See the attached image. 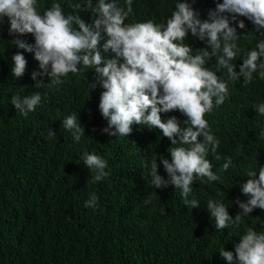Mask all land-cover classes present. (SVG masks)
<instances>
[{
	"label": "clouds",
	"instance_id": "1",
	"mask_svg": "<svg viewBox=\"0 0 264 264\" xmlns=\"http://www.w3.org/2000/svg\"><path fill=\"white\" fill-rule=\"evenodd\" d=\"M193 3L175 0L163 22H134L129 18L134 0H75L69 11L61 0L45 6L42 0H0V27L8 24L5 45H12L7 65L11 78L22 77L30 62L34 88L41 87L43 78L55 87L75 74L84 98L106 121L102 134L127 137L134 133L133 125L159 129L171 146L168 157L160 155V166L156 157L146 164L151 189L171 185L180 190L186 207L198 208L200 200L192 195L194 182L224 180L233 161L246 164L248 170L239 185L245 197H240L238 188L223 196L230 206H238L235 216L229 214L223 197L205 203L215 230L220 231L238 228L256 208L264 210V99L251 104L240 96L229 98L232 82L256 93L255 78L264 79V0H217L206 18H201ZM78 11L89 12L91 22ZM240 17L251 22L249 32L259 36L255 44L251 39L244 48L239 41L248 39L249 32L238 34V29L246 27ZM189 35L206 46L194 48ZM241 56L242 63L236 60ZM43 98L41 92L29 91L12 95L10 104L16 114L27 116ZM172 111L186 119L182 123L175 115L162 119L161 114ZM62 124L73 142L85 137L77 113L65 116ZM210 124L218 133L236 134L233 150L218 151L220 140ZM54 134L49 129V137ZM136 137L134 133L132 140ZM139 142L148 148L144 139ZM81 160L92 172L87 182H102L111 173L100 155L84 152ZM97 202L92 193L84 207L94 208ZM143 203L150 205L151 196ZM160 211L166 213L164 207ZM214 252L227 264H264V231L250 227L234 250H226L223 243Z\"/></svg>",
	"mask_w": 264,
	"mask_h": 264
},
{
	"label": "trees",
	"instance_id": "2",
	"mask_svg": "<svg viewBox=\"0 0 264 264\" xmlns=\"http://www.w3.org/2000/svg\"><path fill=\"white\" fill-rule=\"evenodd\" d=\"M74 2L61 0L66 11ZM159 2L134 0L130 20L165 21L175 0ZM216 2L194 0L193 7L201 18H206ZM42 3L45 6L51 0ZM78 14L91 22L89 12ZM240 18L246 27L238 29V34L253 31L251 22ZM7 29V23L0 27V264H227L214 252L218 247L224 243L226 250H234L240 235L250 227L264 231V210L259 208L238 228L220 231L215 230L206 208L207 200L232 195L236 188L240 197H245L239 185L248 170L246 164L233 161L224 180L194 182L192 195L200 200L198 208L186 207L180 190L171 185L163 190L151 189L146 164L156 157L160 166V155L169 156L170 141L160 135L159 129L136 125L134 140V133L127 137L102 134L100 129L106 121L84 98L75 74H69L64 83L55 87L43 78L41 87L34 88L30 78L34 66L30 62L22 77L11 78L7 65L12 45H5ZM246 35L248 39L239 41L242 48L251 39L255 44L259 37L258 33ZM188 42L194 48L206 46L191 35ZM236 60L242 63V56ZM258 80H254L256 93L232 82L229 98L236 100L240 96L251 104L259 103L264 99V79ZM29 91L41 92V104L27 116L16 114L10 97ZM73 112L85 126L86 135L80 142H73L62 124V119ZM161 115L162 119L175 115L181 123L186 119L179 111ZM210 126L220 140L218 151L233 150L236 134L218 133L214 124ZM49 129L55 132L51 137ZM142 139L147 149L139 142ZM84 152L108 161L111 173L104 181L87 182L92 172L82 163ZM246 157L251 160L252 154ZM211 161L214 165V155ZM162 176L167 178V174ZM92 193L98 202L94 208H86L84 201ZM149 196L152 203L145 205L143 201ZM223 198L229 205V214L235 216L238 206H230L228 197ZM256 217L259 219L255 223Z\"/></svg>",
	"mask_w": 264,
	"mask_h": 264
}]
</instances>
